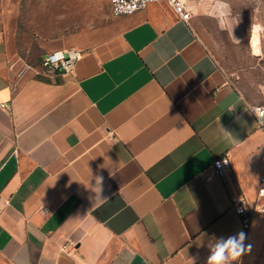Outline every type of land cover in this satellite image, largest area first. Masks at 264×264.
<instances>
[{
	"label": "crops",
	"instance_id": "crops-1",
	"mask_svg": "<svg viewBox=\"0 0 264 264\" xmlns=\"http://www.w3.org/2000/svg\"><path fill=\"white\" fill-rule=\"evenodd\" d=\"M229 4L193 5L185 23L152 3L52 38L44 9L31 33L28 1L0 0V264H206L242 231L213 164L228 156L258 202L264 105L247 95H264V30ZM56 51L80 52L73 72L43 69ZM263 238L255 214L245 244Z\"/></svg>",
	"mask_w": 264,
	"mask_h": 264
},
{
	"label": "rangeland",
	"instance_id": "rangeland-1",
	"mask_svg": "<svg viewBox=\"0 0 264 264\" xmlns=\"http://www.w3.org/2000/svg\"><path fill=\"white\" fill-rule=\"evenodd\" d=\"M31 19L29 22L30 32L36 28L37 20L32 15L38 8L44 9L47 25L45 31L47 37L54 38V34L60 32L64 38L91 31L93 28L106 22L111 16L112 0H27ZM229 13L236 16L239 23L247 31L253 27L264 30V0H229ZM35 33V32H34ZM47 48V47H46ZM238 61L245 62L246 46L237 52ZM225 62L228 69V61ZM231 62H233L231 60ZM230 62V63H231ZM42 64V60H41ZM256 104L264 105V95H247ZM240 264V262H236ZM241 264H264V238L263 244L258 249L241 258Z\"/></svg>",
	"mask_w": 264,
	"mask_h": 264
},
{
	"label": "built area",
	"instance_id": "built-area-1",
	"mask_svg": "<svg viewBox=\"0 0 264 264\" xmlns=\"http://www.w3.org/2000/svg\"><path fill=\"white\" fill-rule=\"evenodd\" d=\"M216 0H112L111 14L113 17L133 15L146 9L152 3H165L169 5L178 18L188 23L192 18V6L213 3ZM80 52L56 51L42 58V67L49 75L71 73L74 71ZM264 108V107H259ZM257 117V116H256ZM258 119V118H257ZM259 126L264 127V119L259 120ZM214 175L223 180L229 188L232 199V212L241 219L242 231L248 233L251 228L252 218L255 214L264 215V177L260 179L258 202L250 206L247 199L239 192L233 177L232 165L228 156L217 159L213 164Z\"/></svg>",
	"mask_w": 264,
	"mask_h": 264
},
{
	"label": "clouds",
	"instance_id": "clouds-1",
	"mask_svg": "<svg viewBox=\"0 0 264 264\" xmlns=\"http://www.w3.org/2000/svg\"><path fill=\"white\" fill-rule=\"evenodd\" d=\"M253 112L259 120L264 119V108H257ZM246 239L247 235L243 231L227 237L215 238V242L208 245L209 256L206 264H236L238 261L241 264V258L252 250L251 244H245Z\"/></svg>",
	"mask_w": 264,
	"mask_h": 264
},
{
	"label": "bare ground",
	"instance_id": "bare-ground-1",
	"mask_svg": "<svg viewBox=\"0 0 264 264\" xmlns=\"http://www.w3.org/2000/svg\"><path fill=\"white\" fill-rule=\"evenodd\" d=\"M254 43H253V48L255 49V52H257V48H258V39L257 40H255V41H253Z\"/></svg>",
	"mask_w": 264,
	"mask_h": 264
}]
</instances>
